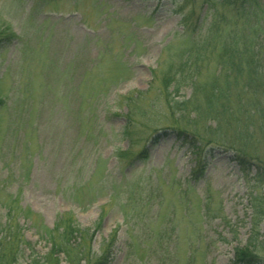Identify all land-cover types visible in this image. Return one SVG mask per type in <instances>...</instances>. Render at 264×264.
Segmentation results:
<instances>
[{
	"label": "rangeland",
	"instance_id": "1",
	"mask_svg": "<svg viewBox=\"0 0 264 264\" xmlns=\"http://www.w3.org/2000/svg\"><path fill=\"white\" fill-rule=\"evenodd\" d=\"M191 1L194 34L180 25L191 9L179 10L181 0H0V199L16 196L36 215L33 224L19 219L33 251L22 247L18 264L42 262L43 229L67 212L90 229L95 255L117 231L110 264H182L189 251L194 264H233L234 250L245 246L264 258V220L251 236V206L264 197V50L253 52L261 88L220 78L228 112L210 122L173 113L167 102L208 107L193 85L211 89L220 69L212 55L175 91L178 79L171 80L166 96L161 71L210 27L207 5ZM89 88L102 94L88 100ZM127 93H138L130 106L118 101ZM127 115L141 140L130 151L145 148V160L117 159L130 146ZM192 134L214 142L201 167ZM169 220L174 233L146 254L154 247L144 243L148 235Z\"/></svg>",
	"mask_w": 264,
	"mask_h": 264
},
{
	"label": "trees",
	"instance_id": "2",
	"mask_svg": "<svg viewBox=\"0 0 264 264\" xmlns=\"http://www.w3.org/2000/svg\"><path fill=\"white\" fill-rule=\"evenodd\" d=\"M200 1L206 4L208 11L212 13L208 32H206L205 36L197 37L191 48L179 52V54L176 55V59L179 60L177 65L169 64L164 70L165 72L161 71L160 76L162 85L165 86L166 89V96L168 97V87H171V80L178 79L173 85L175 91L179 88L182 81L189 78L187 74L189 69L196 70L199 64L204 63L206 60L208 61L212 55H215L217 67L222 69H217L215 80L212 81L216 84L212 85L210 87L211 89L205 88L206 86H204L202 88L204 92L200 91L201 86L195 84L196 81L193 82L195 84L193 85V97L202 94V96L205 97L203 99L207 100L208 107L206 106V108H203V102L201 101H196L193 105H190L188 103L189 99L186 103L177 105H174L172 102L166 103L171 106L172 112L173 110L175 113L176 111H187L191 116H201L203 120L205 119V121L210 122L214 121L217 116H219V110L221 112H228V109L223 107V103H225L224 98L229 88H224L227 84L220 86V78H223L224 83L227 82L226 79L230 80L231 84L234 86H240L244 84V82L248 87L255 86V88H261L263 86V79L259 72V66H257L259 64L258 54L254 55L253 52L256 51L254 47L261 48V50L258 51L259 55L261 51L264 50V0ZM192 5L193 2L191 0H181V3H179V10L181 11L191 8L189 14L183 15L180 20V25L185 33H193V31H195L193 28L192 30L190 29L191 18L193 17ZM180 12L179 14H181ZM223 72L227 73V75L225 74L222 76ZM184 74L185 77L183 78ZM156 76H158L156 72H153V77L156 78ZM191 78L190 80L192 81ZM74 91L77 92L78 87L74 89ZM88 92V100H90L91 97H94V99L98 98L102 94L101 90L95 91V89L92 88H89ZM95 93L97 95H95ZM134 94L136 95L138 93H127L124 96H120L118 101L123 105L130 106L129 101L134 99ZM78 95L79 97H84V94H80V92ZM135 98L137 99V96ZM211 100L215 103H219L220 106L217 107L218 109L216 107L212 108L211 105H209ZM171 104L174 105V107ZM4 105L5 101L0 97V108ZM215 109H217V111ZM134 123L132 117L127 115L123 137L129 140L130 146L128 151H118L117 159L119 161L128 160L130 163L135 159H146L145 148H142L136 153L130 151L132 146H137L139 142H141V140L138 141L137 134L134 138L132 136V132L137 130L135 129V125H133ZM173 130H176L179 134L185 132L175 127H173ZM192 139L190 145L196 154L197 163L201 167L203 152H205L208 147L212 146L214 142L207 139L204 141L200 139L199 135L194 134H192ZM151 142L154 143V140L152 139ZM195 142H199L200 145L194 146ZM236 152L234 153L239 154L240 151ZM198 172L199 169L193 172L192 175L195 176ZM208 204L209 202L207 201L204 205L205 208L202 217H208L210 214ZM251 207L252 230L253 228L255 229L253 230L254 234H251V236H255V234H257L256 226L259 224L258 220H264V197L261 195L255 197ZM33 216L36 215L28 209H22L18 205L16 196L8 197L6 201L0 199V264H18V260L23 253L22 247H26L27 250H32L30 244L24 240L19 226V219L23 218V220L31 221L33 224L35 222ZM172 224L173 221L169 220L166 229H158L155 233L148 235L149 239L145 240L144 243L146 244L149 241H153L154 247H150L147 250L145 249L146 254H153L154 248L164 243L166 236H170L169 231L174 233L175 227ZM43 231L42 239L48 245L49 249L41 259L42 262L38 263L36 259H33L35 264H60V257L63 258L65 264H110L112 260L117 234L116 230L108 236L107 242L102 245L97 255L93 254L91 251L90 243L93 234L89 233L90 229L80 227L71 213L59 214L52 228H44ZM32 251L30 256L34 254ZM130 256H132V254L129 253V257ZM260 262H264V258H261L260 253L251 250L250 246H245L240 249L236 248L234 250L233 264H259ZM182 264H194L192 251L188 252Z\"/></svg>",
	"mask_w": 264,
	"mask_h": 264
}]
</instances>
